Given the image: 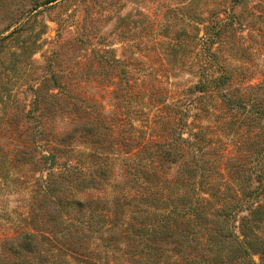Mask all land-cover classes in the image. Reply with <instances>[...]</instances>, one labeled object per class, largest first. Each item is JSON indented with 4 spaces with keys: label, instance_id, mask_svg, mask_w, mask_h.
<instances>
[{
    "label": "rangeland",
    "instance_id": "1",
    "mask_svg": "<svg viewBox=\"0 0 264 264\" xmlns=\"http://www.w3.org/2000/svg\"><path fill=\"white\" fill-rule=\"evenodd\" d=\"M199 81L206 92H190ZM255 100L264 109V0H0V264L42 261L18 254L17 227L65 229L46 186L88 214L92 200L99 210L143 197L149 166L170 194L190 182L181 169L192 155L226 171V158L262 150ZM89 234L87 253L105 251Z\"/></svg>",
    "mask_w": 264,
    "mask_h": 264
},
{
    "label": "trees",
    "instance_id": "2",
    "mask_svg": "<svg viewBox=\"0 0 264 264\" xmlns=\"http://www.w3.org/2000/svg\"><path fill=\"white\" fill-rule=\"evenodd\" d=\"M201 76L205 81L206 74ZM224 79L227 77L220 75L208 82L217 87ZM207 87L199 81L189 91L206 92ZM252 102L255 103L247 113L264 121V109L258 101ZM178 141L188 142L182 136ZM160 154L163 158L170 156L165 151ZM190 158L191 166L181 169L190 179L184 185L186 189L176 185L174 193H163L162 187L154 182L156 170L149 166L142 171L141 178L136 176V171L131 173L148 184L143 197L116 196L104 201L105 206L99 210H95L99 199L92 200L87 202L89 206L94 204L88 214H83L81 200L59 201L51 186H46L43 197L59 217L66 214L65 229L58 235L38 236L36 229L25 224L17 227L20 231L8 239H17L15 249L19 255L35 250L42 257L41 262L36 260L33 264H49L55 260L65 264V259L74 258L80 264H264V148L248 151L247 156L237 153L226 158V171L215 165L217 159L206 161L201 155ZM63 170L66 177H77V170ZM181 171L161 182L180 179ZM241 212L244 214L240 215ZM94 232L106 250L88 254L83 246L91 236L89 233ZM38 237L46 245L40 247ZM119 241L124 243L121 248L115 245ZM52 244L56 246V254ZM109 250L110 263L101 257Z\"/></svg>",
    "mask_w": 264,
    "mask_h": 264
}]
</instances>
